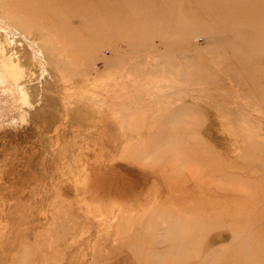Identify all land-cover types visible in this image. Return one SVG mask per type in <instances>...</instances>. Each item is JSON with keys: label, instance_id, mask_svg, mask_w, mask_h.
<instances>
[{"label": "rangeland", "instance_id": "obj_1", "mask_svg": "<svg viewBox=\"0 0 264 264\" xmlns=\"http://www.w3.org/2000/svg\"><path fill=\"white\" fill-rule=\"evenodd\" d=\"M0 264H264V0H0Z\"/></svg>", "mask_w": 264, "mask_h": 264}]
</instances>
